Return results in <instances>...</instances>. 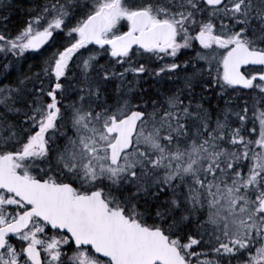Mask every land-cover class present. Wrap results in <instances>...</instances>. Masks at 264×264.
Wrapping results in <instances>:
<instances>
[{
  "label": "snow or ice",
  "instance_id": "obj_1",
  "mask_svg": "<svg viewBox=\"0 0 264 264\" xmlns=\"http://www.w3.org/2000/svg\"><path fill=\"white\" fill-rule=\"evenodd\" d=\"M0 264H264V0H0Z\"/></svg>",
  "mask_w": 264,
  "mask_h": 264
}]
</instances>
